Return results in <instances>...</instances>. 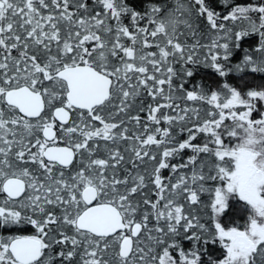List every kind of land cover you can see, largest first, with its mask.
Returning <instances> with one entry per match:
<instances>
[{
	"label": "snow or ice",
	"instance_id": "obj_1",
	"mask_svg": "<svg viewBox=\"0 0 264 264\" xmlns=\"http://www.w3.org/2000/svg\"><path fill=\"white\" fill-rule=\"evenodd\" d=\"M219 3L0 0V264H264V0Z\"/></svg>",
	"mask_w": 264,
	"mask_h": 264
},
{
	"label": "trees",
	"instance_id": "obj_2",
	"mask_svg": "<svg viewBox=\"0 0 264 264\" xmlns=\"http://www.w3.org/2000/svg\"><path fill=\"white\" fill-rule=\"evenodd\" d=\"M129 2L134 7H137L139 9L141 6L145 4L146 0H129ZM214 2L217 3L218 11H220L221 13L226 11L223 5L219 3V0H214ZM239 2H244V0H239ZM127 22L128 21L126 20L125 23ZM244 47L246 48L248 47V45L245 44ZM242 56H243V53L237 50L235 56L233 57L232 63L233 64L238 63L242 59ZM241 75L242 74H233L228 78V80L230 83H233L235 86L244 85L245 81L239 79ZM222 79L223 78L218 77L211 69L200 66L198 68V75L196 76L195 81H193V83L199 82V83L208 85L212 89H216L220 85ZM261 79H262L261 75L257 74L255 78V82L260 83ZM261 111L264 112V109H261ZM255 116L256 114L254 113V117ZM202 140H203V137H198L197 142H202ZM226 143H227V140H226ZM173 162H178V161H173ZM165 174L167 175V171L165 172ZM206 199L207 197H205V200ZM246 217H247V213L244 211L243 203L236 202L232 206L231 210L223 217L221 222L224 223L225 226L243 225L244 223H246ZM16 227L18 230H13L10 232H4L3 230H0V235H3V236L15 235L18 233L29 231L28 230L29 228L22 227V224ZM183 246L185 247V249H191L193 247V243L189 241H184ZM209 250L210 252H214L217 256L221 255V252H222L221 247L218 243L216 245H210Z\"/></svg>",
	"mask_w": 264,
	"mask_h": 264
},
{
	"label": "flooded vegetation",
	"instance_id": "obj_3",
	"mask_svg": "<svg viewBox=\"0 0 264 264\" xmlns=\"http://www.w3.org/2000/svg\"><path fill=\"white\" fill-rule=\"evenodd\" d=\"M22 227L29 228L28 229L29 231L28 232L18 233V234H15V235H32V234H35V229L31 225H27V224L23 225L22 224Z\"/></svg>",
	"mask_w": 264,
	"mask_h": 264
}]
</instances>
